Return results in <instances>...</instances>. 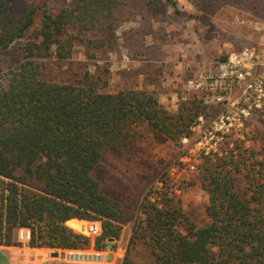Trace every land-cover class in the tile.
Returning a JSON list of instances; mask_svg holds the SVG:
<instances>
[{
  "label": "trees",
  "instance_id": "16d2710c",
  "mask_svg": "<svg viewBox=\"0 0 264 264\" xmlns=\"http://www.w3.org/2000/svg\"><path fill=\"white\" fill-rule=\"evenodd\" d=\"M129 1L76 0L57 12L36 3L20 13L17 0H0V50L19 54L15 62L0 58V244H22L15 232L28 227L33 247L116 248L130 213L94 175L103 155L135 147L146 127L160 142L178 141L206 109L190 99L171 112L155 90L108 92V69L49 76L48 63L71 58L78 42L91 59L113 46L118 10ZM166 3L178 10L176 0ZM249 159L233 151L205 156L203 226L170 177H160L140 202L121 264H264V163L256 168ZM88 219L102 221L93 243L79 231Z\"/></svg>",
  "mask_w": 264,
  "mask_h": 264
},
{
  "label": "rangeland",
  "instance_id": "374dc122",
  "mask_svg": "<svg viewBox=\"0 0 264 264\" xmlns=\"http://www.w3.org/2000/svg\"><path fill=\"white\" fill-rule=\"evenodd\" d=\"M176 1L178 10L166 0L152 6L130 0L118 10L113 46L96 50V58L91 59L85 46L78 42L71 58L48 63V74L56 80H70L76 71L100 73L108 69L106 91L155 90L160 103L171 112L178 111L182 102L190 99L202 100L207 105L196 120L202 123L201 128L191 130L187 141L182 137L160 142L146 127L135 147L122 154L107 150L96 166L97 180L118 193L130 213L114 248L117 260L113 264H121L140 202L160 177H170L184 209L203 226L208 223V195L198 181V168L205 156L244 152L254 167L264 163V107L252 109L247 116L237 114L224 120L226 105L214 100L213 92L208 93L200 79L201 74L215 71L230 51L258 41L255 26L257 21L264 20V0ZM75 2L17 0L13 11L23 13L32 4L46 3L57 12ZM81 34L97 37L96 31ZM0 58L15 62L19 54L13 47L0 50ZM242 106L230 108L239 113ZM240 182L244 186V181ZM14 237H18L17 232Z\"/></svg>",
  "mask_w": 264,
  "mask_h": 264
},
{
  "label": "built area",
  "instance_id": "2783aa9c",
  "mask_svg": "<svg viewBox=\"0 0 264 264\" xmlns=\"http://www.w3.org/2000/svg\"><path fill=\"white\" fill-rule=\"evenodd\" d=\"M255 27L259 33L257 42L230 51L225 59L219 62L215 71L201 74L200 79L208 93L213 92V99L226 105L224 120L235 118L237 114L240 117L247 116L252 109L264 107V20L257 21ZM236 104L243 105L239 113L230 108ZM201 124L196 121L191 130H199ZM183 139L187 141L188 136H183ZM79 231L89 236L93 243L103 232L102 221L97 219L82 221ZM17 236L22 244L29 245L30 228H19ZM112 251L113 248L108 245L101 249L94 246L65 248L63 253L65 260L72 264H110Z\"/></svg>",
  "mask_w": 264,
  "mask_h": 264
},
{
  "label": "crops",
  "instance_id": "0c3cea01",
  "mask_svg": "<svg viewBox=\"0 0 264 264\" xmlns=\"http://www.w3.org/2000/svg\"><path fill=\"white\" fill-rule=\"evenodd\" d=\"M53 252L59 254L53 255ZM63 252L62 248L54 251L53 248L33 247L26 244H0V264H67ZM116 253L115 249L111 252L110 264L117 260Z\"/></svg>",
  "mask_w": 264,
  "mask_h": 264
},
{
  "label": "water",
  "instance_id": "95a60500",
  "mask_svg": "<svg viewBox=\"0 0 264 264\" xmlns=\"http://www.w3.org/2000/svg\"><path fill=\"white\" fill-rule=\"evenodd\" d=\"M59 253L58 252H53V255H58Z\"/></svg>",
  "mask_w": 264,
  "mask_h": 264
}]
</instances>
